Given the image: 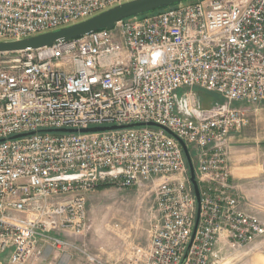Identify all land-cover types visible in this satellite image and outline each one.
Masks as SVG:
<instances>
[{"label":"built area","instance_id":"built-area-1","mask_svg":"<svg viewBox=\"0 0 264 264\" xmlns=\"http://www.w3.org/2000/svg\"><path fill=\"white\" fill-rule=\"evenodd\" d=\"M124 1L0 0V40ZM196 87L222 101L201 107ZM262 101L264 0L183 1L0 53V264L74 255L82 264H117L78 242L90 227L87 192L101 183L149 188L148 242L129 243L128 264H212L223 249H244L264 235V221L240 205L228 144L250 123L247 107L234 103ZM111 125L123 127L79 131ZM177 138L196 161L201 202L190 246L197 201Z\"/></svg>","mask_w":264,"mask_h":264},{"label":"rangeland","instance_id":"rangeland-1","mask_svg":"<svg viewBox=\"0 0 264 264\" xmlns=\"http://www.w3.org/2000/svg\"><path fill=\"white\" fill-rule=\"evenodd\" d=\"M195 90L198 97H207L206 93H209L198 87ZM183 93L184 89L177 91L178 100H181ZM211 94L214 95V93ZM218 101L214 103L221 102ZM240 103L235 102L234 104ZM245 105L250 110L248 116L250 123L237 131L232 155L248 160V162L264 161V103ZM257 107L259 110L256 112L254 108ZM191 158L195 168L196 161L193 160L192 155ZM262 171L264 172V166ZM233 183L237 186L240 184L237 189L242 208L258 215L264 221V173L260 177H249ZM102 184H98L87 192L85 204L90 227L78 239V242L83 241L92 252L93 250L102 251L104 256L108 252H113L114 249L119 250L118 255L122 257L121 253L124 252L127 243L147 244L148 226L152 215V198L149 188L130 187L129 189L118 188L112 184L101 186ZM216 258L212 264H264V235H259L244 249L238 251L223 249ZM82 263L83 259L79 255H74L69 261L64 260L59 263L57 261L51 264Z\"/></svg>","mask_w":264,"mask_h":264},{"label":"water","instance_id":"water-1","mask_svg":"<svg viewBox=\"0 0 264 264\" xmlns=\"http://www.w3.org/2000/svg\"><path fill=\"white\" fill-rule=\"evenodd\" d=\"M183 1L188 0H127L121 3H117L113 6H109V8L99 11L95 13L94 15H91L89 17H86L84 19H81L79 21H76L72 24L62 26L53 30L45 31L42 33H38L35 35H31L28 37H23L19 39H12V40H0V53H14V52H20L27 49H35L40 48L42 46L51 45L54 42L58 40H66L71 38H76L80 36H84L86 34H89L92 31H97L101 28H107L110 29L114 26V24L122 19L139 16L147 13L154 12L156 10L164 9L169 6H172L174 4L181 3ZM148 125H155V123L148 122ZM136 126L140 125V123H134L132 125H125V126ZM124 126V127H125ZM123 126H117V125H111V126H98V127H91V128H84L79 129V131L85 132V131H103L108 129H115L120 128ZM77 129H61V131H76ZM167 130V129H166ZM170 134H172L171 131L167 130ZM174 135V134H172ZM180 142V147L183 148L184 154H185V160H187L188 168H189V175H190V181L192 183L194 193L196 196L197 201V214H196V220L195 225L193 229V233L191 236V241L189 243V246L192 242V238L195 234L196 225L199 220V214H200V194H199V187L197 186V180L195 175V169L192 162V158L190 155V151L188 147L186 146V143L177 138ZM189 246L187 248V251L189 249ZM185 251V253L187 252ZM187 253L185 254L186 257Z\"/></svg>","mask_w":264,"mask_h":264},{"label":"crops","instance_id":"crops-1","mask_svg":"<svg viewBox=\"0 0 264 264\" xmlns=\"http://www.w3.org/2000/svg\"><path fill=\"white\" fill-rule=\"evenodd\" d=\"M261 103H264V101H262ZM244 103H240V104H237V105H242ZM260 104V103H259ZM235 105V104H234ZM244 106H246L244 104ZM247 107V110H248V113L250 112L248 106ZM255 111L257 112V110H259V108H254ZM237 133L238 132H233L231 133V135L229 136V165H230V170L229 172H231V176H230V181L233 183L234 181L238 182V181H242L244 179H247L249 177H255V176H258L260 177V175L262 173H264L262 171V168L264 166V161H261V160H258V161H252V162H248V160H244L243 158L241 157H237V156H234L232 155V152H233V148L235 145H233L235 143V139H237ZM233 185H235L233 183ZM240 184H238L239 186ZM237 185H235V190H236V194L238 196H240L239 192H238V187ZM128 244H126V247L124 248V252L121 253L122 257H120L119 254V250H113V252H108V254H106L104 256V253L101 251H94L95 253H99L101 254V256L105 257L106 259H109V260H112V261H115L117 262V264H128V261L126 259V253L128 252ZM113 247V246H112ZM126 250V252H125ZM107 256V257H106ZM122 261V262H121ZM124 261V263H123Z\"/></svg>","mask_w":264,"mask_h":264},{"label":"trees","instance_id":"trees-1","mask_svg":"<svg viewBox=\"0 0 264 264\" xmlns=\"http://www.w3.org/2000/svg\"><path fill=\"white\" fill-rule=\"evenodd\" d=\"M205 92H209V91H205ZM211 93H213V92H211ZM211 93L210 92L209 93H206L207 97H202V96H199L198 97L199 98V102L201 103V106L209 107L215 101H218V100L219 101H222V98L219 96V94L214 93V95H213ZM107 185H111V183H103L101 186H107Z\"/></svg>","mask_w":264,"mask_h":264}]
</instances>
